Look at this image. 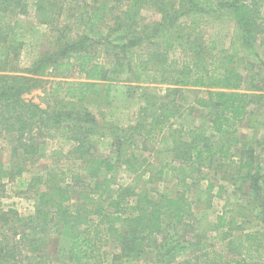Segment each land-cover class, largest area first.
Wrapping results in <instances>:
<instances>
[{
    "label": "trees",
    "instance_id": "1",
    "mask_svg": "<svg viewBox=\"0 0 264 264\" xmlns=\"http://www.w3.org/2000/svg\"><path fill=\"white\" fill-rule=\"evenodd\" d=\"M144 5L159 8L165 20L142 23L140 10ZM263 7L264 0H37L38 23L49 27L48 47L30 66L23 67L26 43L19 38L18 22L12 16L26 15L29 3L0 0V138L13 145L15 156L31 162L47 157L48 137L57 135L62 145V138L73 142L57 154V162L65 161L58 178L34 174L27 184L36 197L34 213L23 216L0 206V225L11 212L21 228L18 238L0 236V264L52 262L51 254L41 248L47 237L39 236L40 230L69 239L68 249L55 257L60 264H197L199 256L188 258L198 252L189 236L198 232L199 224L195 223L187 190L194 186L189 182L192 164L213 165L221 138L227 145L222 157L229 160L221 168L225 166V173H230L232 184L238 185L237 191L246 200L245 204L240 200L229 203L227 212L218 216L216 227L230 226L225 233L232 227L248 230L242 235L235 264H264V169L252 150L236 151L231 137L252 113V97L244 91L240 62L248 55H257V42H264ZM218 12L225 15L223 21L232 30L230 45L220 50L215 44L207 47L198 41L205 33L202 24H208ZM181 17L186 19L184 27L197 31L193 39L190 35L184 39L185 28L178 23ZM180 39L189 43V50L185 49L183 63L177 66L170 64L168 53ZM146 44H159L158 50L150 52ZM110 52L115 55L113 64L105 56ZM247 63L252 69L254 64ZM76 70L81 79L48 83L46 109L25 100V94L45 87L42 77ZM126 72L128 77H124ZM109 79L139 83L135 85L140 92L136 99L139 117L126 129L97 121L93 93L100 82ZM140 83H171L202 90L203 96L195 105L209 108V115L193 129L180 125L173 139H161L175 116L158 95L169 89L146 91ZM158 109H162L161 114H157ZM185 132L189 139L182 138ZM106 138L116 149L112 156L100 153L99 144ZM158 143H167L166 151L172 155L155 167L157 163L138 150L145 146L149 153ZM118 167L136 183H121L116 175ZM26 171L19 165L16 173L2 169L0 177L15 178ZM172 181L174 184L163 189L180 186L185 191L170 196L149 188ZM218 182L217 174L207 186L208 195ZM201 197L198 193L196 200ZM164 216L170 217L169 228L163 225ZM194 242L205 250L207 261H215L201 235L200 241Z\"/></svg>",
    "mask_w": 264,
    "mask_h": 264
},
{
    "label": "rangeland",
    "instance_id": "2",
    "mask_svg": "<svg viewBox=\"0 0 264 264\" xmlns=\"http://www.w3.org/2000/svg\"><path fill=\"white\" fill-rule=\"evenodd\" d=\"M27 1L29 3V12L26 15L12 16V20L18 22L16 30L19 38L26 43L21 56V65L23 67L30 66L38 55L41 54L42 50L48 47L49 27L38 23L39 19L36 13L37 0ZM140 13L142 23L152 24L153 22L165 20V14L156 6L144 5L140 10ZM224 16L225 15L222 13L214 14V16L208 20V24H202L205 33L202 40L198 41H202V44L207 47L211 44H215L218 48L217 50L227 48L231 41V39L228 38V35L232 33V30L231 25L223 21L226 18ZM185 20L186 19L183 17L178 20L181 27L187 25ZM178 26L179 25L177 24L176 27ZM184 28V39H186V35H190V39L197 36V31L193 30V28ZM257 45V55L252 54L251 57L248 55L247 59L240 62V67L245 76L244 91L249 93L252 97L249 106L252 113L248 115L247 119L241 123L238 131L231 137L236 151L241 152L244 149L252 150L255 152L257 162L264 169V42L262 39L257 42ZM145 46L146 50L150 49L149 51L152 52L158 50L159 44H146ZM185 49L189 50V43L180 39V42H177L176 46L169 50L168 61L170 64L180 66L183 63L180 61L184 59ZM160 52L163 53L162 50ZM190 53H192V51H190ZM215 53L217 52H214L213 54L215 55ZM105 56L106 59L112 62V64L115 63V55L113 52H110L107 55L105 54ZM206 57L211 59L208 53L206 54ZM120 58H123L122 54L120 55ZM121 61L125 64L127 63L126 59ZM247 61L254 64L252 69ZM153 74L154 72L151 73V78L153 77ZM165 74L169 75L168 72H165ZM124 77H128L127 72ZM42 78L45 81V87L32 90L30 93L25 94L24 98L27 101L37 103L42 109H46L49 103V99L45 95L46 91H48V83L54 79H81V74L76 70L59 76L51 74ZM132 79H134L133 76ZM137 84L139 83L118 79H109L100 82L97 90L93 93V97L97 102L92 105L99 124L111 122L126 129L131 124L137 122L139 117V103L136 99H138L140 94V92L135 89V85ZM140 85L144 86V90L146 91H150L156 87H168L169 89L166 93L161 92L158 95L164 97L167 104L172 108L171 113L175 114V116L170 119L168 131H165L162 136L160 135L163 137L161 139H173V137L178 135L176 130L180 125L185 126L187 129H193L202 122L203 116L209 115V108L198 107L195 105V101L203 96L200 92L202 90L185 86H175L171 83L166 85L140 83ZM183 98L185 99L183 100ZM160 111L162 112V109H158L157 114H161ZM255 114L257 115L256 117ZM53 133L54 132L51 134ZM56 136L57 135L47 138V157L40 161L32 162L15 156L12 148L13 145H9L5 140L0 138V175L2 169H8L16 173L17 166L19 165H22L27 170L21 176L15 174V178L5 175L0 177L1 209H4L5 211L13 209L23 216L35 212V193L34 190H29L27 185L30 182L32 175H46L48 179L58 178L60 173L64 171L63 166L65 161L57 162L59 158L57 154H62L63 150L65 151L73 145V142L64 138L61 139V142L64 145L60 144L58 142L59 137ZM182 138L189 139L187 137V132L183 134ZM110 141L109 138H106L100 142L99 149L101 154L110 156L115 154L116 149L111 147ZM234 143H237V145ZM167 145V143L154 144V146H151L154 147V149L149 153H147L144 146V150L140 149L138 150V153H144V155L150 157L155 163H157L155 164V167H157L160 162L171 159L172 153L166 151ZM216 146L219 148V152L212 158V161L214 162L213 165H210L209 162L205 164H192L194 172L191 174L189 182L194 186H190L187 190L188 200L192 203V212H195V223L198 222L199 224L198 232L189 236V239L194 243L193 246L198 247V252L195 254H189L188 258L199 256L197 264H235L234 261L238 258L236 252L243 244L244 237H242V235L245 231H248L243 229L233 230L232 227L231 231L225 233L230 226L229 228L216 227L218 216L222 215L225 211L227 212L230 208L228 205L229 203L240 200L245 204L246 200L244 194L237 191L238 185L232 184V180L229 178L230 173H225V166L223 165L224 167L221 168V165L224 162L229 163V160H224L222 157L223 151L227 148L225 138H221ZM191 163L192 161L188 162V165ZM217 174L219 182L216 185V188L211 192L212 194L208 195L206 192L207 186L210 181L215 180ZM116 175L121 183L127 185L136 183V181H133V177L125 172L122 167L117 168ZM168 175H170L169 172ZM169 184H174V181L171 183H159L157 188L155 185H149V188L159 189L156 192L159 193V191H163L170 196H175L178 193L185 191V189L180 186H170L167 191L163 189V187ZM43 188H45V186H42V189ZM198 193L202 194L199 201L196 200V195ZM237 217L238 223H241V218L239 216ZM7 218L8 220L0 225V236L7 235L11 239H15V237L18 238L19 229L21 228H19V223L15 221L16 216L12 215L10 212ZM169 221V216L163 217L164 227L169 228ZM191 223H194V221L191 220ZM245 226H247L248 229V224H245ZM38 235L47 237V242L42 244L41 248L44 249L46 253L51 254L50 260H52V262H49L48 264H60V262L55 261V257L59 256L58 253L61 250L68 249L69 239L67 236L53 234L51 232L50 234H47L43 230H40ZM200 235L207 243L206 251L210 252L211 257H216L215 261H207L204 256L206 253L205 250L200 247V244L196 245L194 242V240L200 241ZM111 249V246L106 247V250L109 252L112 251ZM221 256L222 259L220 258ZM108 257L111 258V256ZM184 259H186V256ZM139 264L142 263L139 262Z\"/></svg>",
    "mask_w": 264,
    "mask_h": 264
}]
</instances>
